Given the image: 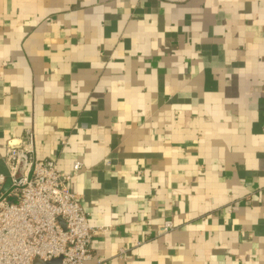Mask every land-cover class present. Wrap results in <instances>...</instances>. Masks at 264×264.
<instances>
[{
    "label": "crops",
    "instance_id": "0c3cea01",
    "mask_svg": "<svg viewBox=\"0 0 264 264\" xmlns=\"http://www.w3.org/2000/svg\"><path fill=\"white\" fill-rule=\"evenodd\" d=\"M27 128L85 264H264V0H0V172Z\"/></svg>",
    "mask_w": 264,
    "mask_h": 264
},
{
    "label": "built area",
    "instance_id": "2783aa9c",
    "mask_svg": "<svg viewBox=\"0 0 264 264\" xmlns=\"http://www.w3.org/2000/svg\"><path fill=\"white\" fill-rule=\"evenodd\" d=\"M24 161L22 173L17 175ZM0 172V264H34L60 258L59 264H85L92 257L95 235L106 225H92L89 213L72 190V180L83 169L75 161L66 173L51 158L35 154V137L27 128L21 137L7 140ZM9 180V186L5 184ZM163 222L159 233L172 230ZM125 250L118 251L123 257Z\"/></svg>",
    "mask_w": 264,
    "mask_h": 264
},
{
    "label": "water",
    "instance_id": "95a60500",
    "mask_svg": "<svg viewBox=\"0 0 264 264\" xmlns=\"http://www.w3.org/2000/svg\"><path fill=\"white\" fill-rule=\"evenodd\" d=\"M9 180L7 181V183L5 184V189L9 186ZM60 263V258H56V259H52L50 261L44 262L42 260L36 259L34 261V264H59Z\"/></svg>",
    "mask_w": 264,
    "mask_h": 264
}]
</instances>
